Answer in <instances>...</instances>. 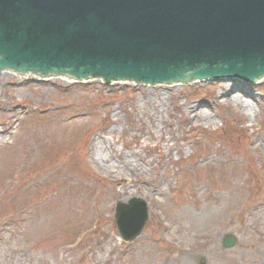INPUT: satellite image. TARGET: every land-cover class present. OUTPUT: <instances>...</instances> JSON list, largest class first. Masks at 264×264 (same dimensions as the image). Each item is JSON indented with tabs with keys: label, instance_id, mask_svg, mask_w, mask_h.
Segmentation results:
<instances>
[{
	"label": "rangeland",
	"instance_id": "obj_1",
	"mask_svg": "<svg viewBox=\"0 0 264 264\" xmlns=\"http://www.w3.org/2000/svg\"><path fill=\"white\" fill-rule=\"evenodd\" d=\"M252 82L0 69V264H264V79ZM239 89L238 104L224 95ZM118 153L144 179L113 166ZM134 197L150 217L125 241L116 208Z\"/></svg>",
	"mask_w": 264,
	"mask_h": 264
},
{
	"label": "water",
	"instance_id": "obj_2",
	"mask_svg": "<svg viewBox=\"0 0 264 264\" xmlns=\"http://www.w3.org/2000/svg\"><path fill=\"white\" fill-rule=\"evenodd\" d=\"M0 69L103 84L258 81L264 0H0ZM116 219L124 240L135 239L146 201L119 202Z\"/></svg>",
	"mask_w": 264,
	"mask_h": 264
},
{
	"label": "bare ground",
	"instance_id": "obj_3",
	"mask_svg": "<svg viewBox=\"0 0 264 264\" xmlns=\"http://www.w3.org/2000/svg\"><path fill=\"white\" fill-rule=\"evenodd\" d=\"M6 71L12 72V73L18 72L16 70L15 71L14 70H6ZM194 82H197V81H194ZM239 91H240V89L238 91L234 90L231 92L225 91L224 95H226V96L229 95L231 97L230 99L234 100L238 104L239 102H241V99H242V95L239 93ZM244 94L246 95V92ZM98 150H102V148H99ZM135 154H137V153L135 152ZM118 155H119L118 157H120V159L118 160L119 162L117 165H115V163H114L113 166H120L121 164H123L124 167H129V170L135 172L138 176L139 175L141 176V174H143L145 172V167L142 166L143 164L140 165L139 162H137V161L135 162L134 157L131 156L132 154L130 155V153H129V154L124 156L122 153H120V154L118 153ZM121 159H123V161ZM93 161H94L95 165L103 166L102 169L106 170L109 174L114 175L115 178H117V177L125 178L124 176H121L120 172L109 170L111 168L110 164L112 165L111 158H110L111 163H108L107 159L106 158L103 159V157L101 156V153H98V158L93 157ZM141 178L144 179V176H141ZM124 200H129V197H126Z\"/></svg>",
	"mask_w": 264,
	"mask_h": 264
}]
</instances>
